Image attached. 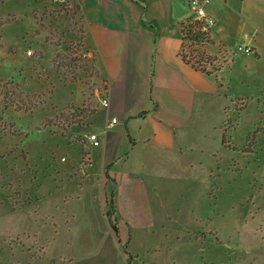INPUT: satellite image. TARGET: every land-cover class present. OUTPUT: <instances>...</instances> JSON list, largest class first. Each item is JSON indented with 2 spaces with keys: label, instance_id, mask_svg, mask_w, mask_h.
<instances>
[{
  "label": "rangeland",
  "instance_id": "1",
  "mask_svg": "<svg viewBox=\"0 0 264 264\" xmlns=\"http://www.w3.org/2000/svg\"><path fill=\"white\" fill-rule=\"evenodd\" d=\"M66 7L53 0H0V264H35L32 253L45 252L47 260L84 253V207L73 200L63 208L54 169L64 171L67 156L75 161L81 154L80 169L89 162L85 134L96 132L90 116L106 85L97 84L92 58L82 53L74 6ZM203 47L211 53L213 46ZM218 58L215 64L230 61L222 48ZM236 61L233 71L219 73L224 86L202 104L191 160L174 172L114 167L123 188L139 174L154 193L156 207L143 205L140 216L125 213L120 235L124 240L130 233V248L150 264H264V80L245 62L253 76L242 82L243 60ZM9 96L36 106L5 107ZM96 163L94 176L100 175ZM89 232L107 246L114 239L100 218Z\"/></svg>",
  "mask_w": 264,
  "mask_h": 264
},
{
  "label": "crops",
  "instance_id": "2",
  "mask_svg": "<svg viewBox=\"0 0 264 264\" xmlns=\"http://www.w3.org/2000/svg\"><path fill=\"white\" fill-rule=\"evenodd\" d=\"M70 2L83 29L82 53L91 56L97 84L106 85L109 105L95 103L90 116L100 145L90 146L86 166L76 167L80 154L75 161L67 156L64 171L54 169L64 192L63 208L73 200L84 207V253L60 252L50 260L45 252L41 256L32 253V257L35 264H150L130 248V233L124 240L120 235L126 225L125 213L139 214L143 205L156 207L154 193L139 174L123 188L114 167L132 163L145 166L147 171L156 167L177 171L179 163L193 158L202 104L224 86L219 73L227 67L233 71L236 60L242 59V82L248 84L253 76L245 62L253 63L264 80V0H202L205 15L214 20L211 53L218 55L222 48L230 55V61L218 72L221 84L214 75L195 70L180 55L181 23L194 15L188 0ZM239 45L249 46L252 53L240 52ZM85 97L84 92V102ZM71 101H61L60 106ZM96 162L100 164L98 176H94ZM112 194L118 234L108 215ZM99 218L113 231L110 246L89 232L97 228Z\"/></svg>",
  "mask_w": 264,
  "mask_h": 264
},
{
  "label": "trees",
  "instance_id": "3",
  "mask_svg": "<svg viewBox=\"0 0 264 264\" xmlns=\"http://www.w3.org/2000/svg\"><path fill=\"white\" fill-rule=\"evenodd\" d=\"M181 33H182V43L180 49V55L184 62L191 65L195 70L200 71L206 75H214L218 84H221L218 78V72L222 69L224 65L222 64H215L219 58L217 54H213L208 52L205 45H212L214 41L211 35V29L204 30L203 29V22L195 18L194 16H189L184 20L182 23ZM82 29V27H81ZM83 34V29L81 30ZM185 39H191L190 44H186L184 41ZM211 66V68H209ZM16 89L19 91L20 94H25L28 97L27 93H24L22 89H20V85L18 83L15 84ZM3 102V101H2ZM5 107L6 106H13L17 109H24V110H31L36 106V103L30 102L28 100H23L22 98H17V96H9L5 100ZM244 108L241 109L244 110ZM226 130L222 136V144H226ZM88 154L89 152H84V155ZM110 210L108 211V215L111 216L114 212V200L113 194L110 198ZM111 224L114 231L118 234V228L115 224V221L110 217Z\"/></svg>",
  "mask_w": 264,
  "mask_h": 264
},
{
  "label": "built area",
  "instance_id": "4",
  "mask_svg": "<svg viewBox=\"0 0 264 264\" xmlns=\"http://www.w3.org/2000/svg\"><path fill=\"white\" fill-rule=\"evenodd\" d=\"M53 1L56 3H59L61 7H63V5H66L67 6L66 8L68 10H70V6H72L70 0H53ZM201 2H202V0H188V6L196 14L195 18H197L198 20L203 22V25H204L203 29L208 30L213 25L214 20L205 15L204 10H203L202 5H201ZM238 50L240 52H244V53H248V54L252 53V49L246 45H239ZM101 104L103 107H107L109 105L108 99L106 97L101 98ZM113 122H116V119H113ZM85 137H86L87 142L91 146H99L100 145V137L96 132L90 131L87 134H85ZM61 159L65 160L66 158L62 157ZM112 219L115 221L114 214H112Z\"/></svg>",
  "mask_w": 264,
  "mask_h": 264
}]
</instances>
